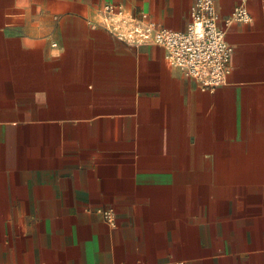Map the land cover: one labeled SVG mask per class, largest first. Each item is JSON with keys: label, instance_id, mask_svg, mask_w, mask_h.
<instances>
[{"label": "crops", "instance_id": "0c3cea01", "mask_svg": "<svg viewBox=\"0 0 264 264\" xmlns=\"http://www.w3.org/2000/svg\"><path fill=\"white\" fill-rule=\"evenodd\" d=\"M194 1L0 0V264H264V0H214L212 91L100 14L185 30Z\"/></svg>", "mask_w": 264, "mask_h": 264}, {"label": "built area", "instance_id": "2783aa9c", "mask_svg": "<svg viewBox=\"0 0 264 264\" xmlns=\"http://www.w3.org/2000/svg\"><path fill=\"white\" fill-rule=\"evenodd\" d=\"M101 19L107 30L116 31L119 38L132 44H155L164 48L165 58L197 80L203 90L212 91L221 86L228 72L233 48L225 39L219 25L220 16L214 0H195L191 19L185 30H170L150 20L145 13L127 17L129 26L121 31L116 20H124L121 11L106 3L100 8ZM251 16L244 5H238L224 21L248 22ZM105 221L115 224L112 208L100 209Z\"/></svg>", "mask_w": 264, "mask_h": 264}]
</instances>
